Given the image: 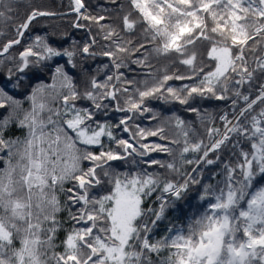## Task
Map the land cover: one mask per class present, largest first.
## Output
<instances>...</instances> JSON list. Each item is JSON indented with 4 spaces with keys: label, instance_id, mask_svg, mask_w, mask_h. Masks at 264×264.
I'll return each mask as SVG.
<instances>
[{
    "label": "snow or ice",
    "instance_id": "snow-or-ice-1",
    "mask_svg": "<svg viewBox=\"0 0 264 264\" xmlns=\"http://www.w3.org/2000/svg\"><path fill=\"white\" fill-rule=\"evenodd\" d=\"M106 4L69 0L90 39L64 47L25 37L70 13L0 0V264H264V0Z\"/></svg>",
    "mask_w": 264,
    "mask_h": 264
},
{
    "label": "trees",
    "instance_id": "trees-1",
    "mask_svg": "<svg viewBox=\"0 0 264 264\" xmlns=\"http://www.w3.org/2000/svg\"><path fill=\"white\" fill-rule=\"evenodd\" d=\"M21 4H26L28 3V0H20ZM31 4L33 6H38L44 9L52 10V11H57L61 13H69L70 8H69V0H30ZM86 6L88 8V11L91 12L92 14H98L100 10V6H105L107 7L106 0H85ZM25 9L22 6L20 8V15L22 16L24 13ZM76 18V16H63V17H57V18H42V23L39 25H36L35 27L32 28L31 32L26 34L25 37V42L30 41L35 35H41V36H47L49 41L55 45H60L62 44L64 47H69L72 45L73 41H76L78 44H83L84 42L88 41L90 39L89 34L86 29H75L72 27L73 20ZM81 23H85L84 21H81ZM110 23H118V20L113 19L110 21ZM0 27H4L5 31L8 32L9 38L11 37L12 33V26L11 23L7 25H2L0 24ZM92 33L93 35H97V29L93 26L92 28ZM97 39L99 40V44L96 46L97 51L100 50V46L105 43L102 39H100V36L97 35ZM80 64L82 65V68L89 73L94 72L95 68L102 63L106 62V59L103 57H97L95 59H83L80 58ZM154 63H156L154 61ZM156 67L159 68L160 65L156 64ZM133 68L135 66L133 65ZM181 70L183 71V67H181ZM139 69H136L135 72H130L128 73L130 77H136L137 79H143V75H137L139 73ZM74 77L76 78L77 82L79 83L81 72L80 70H76L73 73ZM47 79V77H45ZM176 84H179L181 82L176 81L174 82ZM81 104H84L86 102L80 101ZM152 107L156 108L157 110H168L171 108H176L177 111L179 112L180 115L184 116L187 119H194V117L189 116L188 113L183 112L178 105H163L160 101H150L149 102ZM204 107H206L210 112H213L217 115H219L221 111V107H218L217 104L218 102L216 101H204L201 102ZM27 107V105H25ZM146 124L147 121H144ZM155 123V122H153ZM218 123V122H217ZM197 132L202 136L203 135V128H201L198 124L196 125ZM19 132H13L9 133V135H15L18 134ZM150 140H155L156 138H149ZM247 147V145H244ZM157 159L161 160H170V157H167L163 154H153ZM225 158L228 157L229 153L225 152ZM2 166V165H0ZM153 169H149V171H152ZM157 171L164 173L165 175H168V178L172 179H179V177L171 176L166 173L164 169H156ZM219 168H215V171H219ZM212 175V172L209 170H205L203 174V183H215L216 180H212L210 177ZM219 179V177H217ZM200 189L199 185L193 186V190L190 191L185 200L179 201L178 204L180 208L183 209V212L188 213L189 216L194 214L196 212L195 205L198 203L197 199V192ZM155 197V194H154ZM153 197V199H154ZM63 199V197H61ZM189 206H192L191 211H189ZM61 218L65 221V228L70 227L71 222L68 221V216L67 213H61ZM171 224H175L177 226H187V218L183 215L181 211H177L175 209H170L168 212V220L164 221L159 230L157 235H162L165 233L166 227L170 226ZM64 238V232L61 231L59 233V238L57 240V243H59L60 240H63Z\"/></svg>",
    "mask_w": 264,
    "mask_h": 264
},
{
    "label": "water",
    "instance_id": "water-1",
    "mask_svg": "<svg viewBox=\"0 0 264 264\" xmlns=\"http://www.w3.org/2000/svg\"><path fill=\"white\" fill-rule=\"evenodd\" d=\"M70 14L69 15H66V16H76V14L75 13H72V12H69ZM57 17H60V16H57ZM57 17H52V18H57Z\"/></svg>",
    "mask_w": 264,
    "mask_h": 264
},
{
    "label": "rangeland",
    "instance_id": "rangeland-1",
    "mask_svg": "<svg viewBox=\"0 0 264 264\" xmlns=\"http://www.w3.org/2000/svg\"><path fill=\"white\" fill-rule=\"evenodd\" d=\"M15 135H19V133L18 134H15Z\"/></svg>",
    "mask_w": 264,
    "mask_h": 264
}]
</instances>
